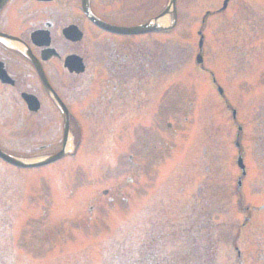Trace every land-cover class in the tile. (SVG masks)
I'll return each mask as SVG.
<instances>
[{
  "label": "rangeland",
  "instance_id": "rangeland-1",
  "mask_svg": "<svg viewBox=\"0 0 264 264\" xmlns=\"http://www.w3.org/2000/svg\"><path fill=\"white\" fill-rule=\"evenodd\" d=\"M202 13L180 9L170 31L151 33V55L171 58L124 86L138 119L82 123L77 153L43 167L0 160V264H264V32L246 49L243 31L230 35L228 50L233 23L201 25Z\"/></svg>",
  "mask_w": 264,
  "mask_h": 264
},
{
  "label": "flooded vegetation",
  "instance_id": "flooded-vegetation-1",
  "mask_svg": "<svg viewBox=\"0 0 264 264\" xmlns=\"http://www.w3.org/2000/svg\"><path fill=\"white\" fill-rule=\"evenodd\" d=\"M168 2L0 0V124L7 125L0 132V150L9 156L31 150L51 155L64 148L66 140L72 141L76 133L72 145L75 154L82 123L108 117L111 122L138 119L139 105L123 89L151 76V32L124 30L150 24ZM158 5L161 9L155 11ZM174 5L176 12L191 8L202 11L201 25L210 16L217 24L232 22L227 35L222 31V37L219 28L215 32V42L222 37L228 50L235 49L229 44L230 35L236 37L243 31L240 41L246 49L252 46L247 42L255 41L264 32V0H174ZM229 10L230 15L221 16ZM201 31L200 50L204 38ZM244 54L240 51V56ZM97 75L110 79L98 86L93 83ZM97 92L100 93L96 95ZM94 95L99 99L92 101ZM118 101L120 115L111 116L115 109L111 104ZM255 112L256 119L264 122V107ZM146 117L151 118L150 112ZM263 141L261 136L262 149ZM137 249L136 258H140L143 251Z\"/></svg>",
  "mask_w": 264,
  "mask_h": 264
},
{
  "label": "water",
  "instance_id": "water-1",
  "mask_svg": "<svg viewBox=\"0 0 264 264\" xmlns=\"http://www.w3.org/2000/svg\"><path fill=\"white\" fill-rule=\"evenodd\" d=\"M165 13L166 12L164 11L163 13H161L159 15V17L164 15ZM156 20L157 19L155 18L153 21H151V26L150 25H143V26H139V27H135V28L125 29L124 32L142 33V32L147 31V30L155 31L158 29V26L155 23ZM0 157L3 158L8 163H11L14 165H18V166H22V167H37V166H42V165L48 164L50 162H53L54 160L59 158V154H56L52 157H49L43 161L31 162V163H21L20 161H17L14 158H12L8 155H5L1 152H0ZM238 165L243 169V165L241 164V159H238Z\"/></svg>",
  "mask_w": 264,
  "mask_h": 264
},
{
  "label": "trees",
  "instance_id": "trees-1",
  "mask_svg": "<svg viewBox=\"0 0 264 264\" xmlns=\"http://www.w3.org/2000/svg\"><path fill=\"white\" fill-rule=\"evenodd\" d=\"M169 58H171V56L168 54V52L165 50V48H163L160 51V55L153 53L151 55V66L153 68H157V69H166L169 68L168 67V63L166 61H169Z\"/></svg>",
  "mask_w": 264,
  "mask_h": 264
},
{
  "label": "bare ground",
  "instance_id": "bare-ground-1",
  "mask_svg": "<svg viewBox=\"0 0 264 264\" xmlns=\"http://www.w3.org/2000/svg\"><path fill=\"white\" fill-rule=\"evenodd\" d=\"M160 21V24L162 25H166L169 21V15H163V17L159 20Z\"/></svg>",
  "mask_w": 264,
  "mask_h": 264
}]
</instances>
